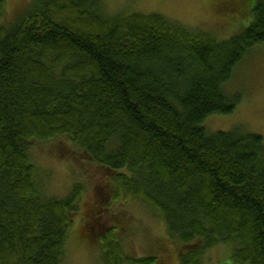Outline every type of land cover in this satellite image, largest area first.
<instances>
[{"label":"trees","instance_id":"16d2710c","mask_svg":"<svg viewBox=\"0 0 264 264\" xmlns=\"http://www.w3.org/2000/svg\"><path fill=\"white\" fill-rule=\"evenodd\" d=\"M96 1L37 0L0 22V264L67 257L84 184L46 196L32 157L35 142L60 138L106 170L113 196L162 214L181 264L228 243L239 264H264V137L207 125L241 102L228 89L264 44V1L230 39L157 14L105 20ZM84 225L101 238L103 264H158L128 257L115 227L102 238Z\"/></svg>","mask_w":264,"mask_h":264},{"label":"rangeland","instance_id":"374dc122","mask_svg":"<svg viewBox=\"0 0 264 264\" xmlns=\"http://www.w3.org/2000/svg\"><path fill=\"white\" fill-rule=\"evenodd\" d=\"M37 0H4L1 25L9 26L32 9ZM264 0H98L94 10L105 20L119 16H163L185 29L205 30L220 39H230L255 22L254 10ZM93 9V8H92ZM229 95L241 101L232 116L212 117L210 130L242 127L247 133L264 137V44L256 46L237 69ZM32 157L40 166V185L48 197L64 199L73 184L85 187L80 201V218L70 231L67 257L62 264H103L101 238H92L84 222L97 223L103 236L116 230L125 239V253L131 258L153 257L158 264H181V251L166 233L162 214L144 200L113 196L108 173L68 138L47 144L35 142ZM111 189V193H110ZM114 189V188H113ZM111 194V197H110ZM82 202V204H81ZM115 227V228H114ZM242 248V247H241ZM235 246L217 244L195 259L194 264H238Z\"/></svg>","mask_w":264,"mask_h":264}]
</instances>
